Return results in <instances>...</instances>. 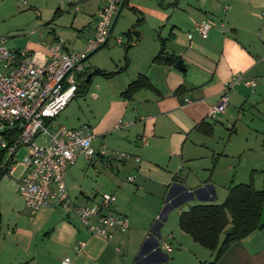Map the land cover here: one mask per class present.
I'll return each instance as SVG.
<instances>
[{"label": "crops", "instance_id": "0c3cea01", "mask_svg": "<svg viewBox=\"0 0 264 264\" xmlns=\"http://www.w3.org/2000/svg\"><path fill=\"white\" fill-rule=\"evenodd\" d=\"M95 1L87 0L82 11V27H90L91 34L96 12L104 2L98 0L94 4ZM58 3L53 17L72 9L66 4L65 8L61 7L62 3ZM126 4L138 9L143 14L142 21L147 24L144 26L146 34L138 28L130 29L138 36L137 42L141 37L147 36V30L153 41L148 49L141 52L140 58L138 50L131 55L129 66L135 70L136 75L128 77L130 81L127 78L119 81L116 90L111 93L105 90L97 97L104 106L103 116L106 118L102 120L105 122L95 126L94 135L98 145L125 152L129 158L122 159L115 155L106 160L104 156H97L96 159L104 167H113V159L118 163V170L126 171L127 178L134 176V180L129 182H135L136 179L139 182L145 181L154 190H160L161 195L163 192V197L180 186L198 192L193 199L183 196L178 198L176 205L167 212L166 221L159 224L156 216L164 209H161V195H158L161 197L159 204L152 207L151 211H141L145 216L140 218L134 216L137 210L131 204V199L127 201V191L122 194L124 182L119 179L107 182L109 190L105 192L116 197L113 210L127 218L129 227L125 232L114 230L113 239L106 241L92 235L72 212L55 207L41 208L32 214L16 193L9 196L0 190V264H60L65 256L71 258V264H139L138 259L144 254L148 258L142 264H208L214 259L215 254L210 250L208 253L198 250L189 258L182 251L173 255V249L166 259L165 245L172 246L170 239H175V234L184 238L181 233L185 232L179 226L184 206L188 205L190 208L198 203H213V200L208 199L210 191L215 194L216 199L220 197L222 203L230 186L245 183L243 180L236 181L235 166L232 164L226 168L227 180L219 178L220 170L217 167L222 155L213 149L212 136L216 123L220 122L228 128L230 119L236 113L240 115L246 104H264V0H164L159 5L151 0L145 6L126 0ZM15 11H21L18 0H0V24H4L8 15ZM36 15L40 16V12ZM202 21H207L210 25L206 37L197 29ZM29 26L32 28L26 48L39 50L41 47L38 39L45 37L41 32L42 27H38L36 23ZM49 31V35H54L45 40L51 42L56 38V29ZM3 32L10 31H0V37L7 39L8 37L1 36ZM157 32V38L154 35L152 37ZM160 38H168L165 58L176 57L182 61L184 69L176 68V62L153 60L161 48ZM138 43L135 49L145 47L144 43ZM132 44L129 46H133ZM139 74H144L154 89L143 88L132 99H125L121 92ZM236 74L254 80L255 85H236L228 92L225 109L211 112L219 103L226 84ZM180 87L183 89L177 92ZM109 113L111 118L108 117ZM119 120L132 123L125 128L116 129L114 126ZM84 124L87 123L81 125ZM201 124L209 132L199 128ZM142 138H145V142ZM224 155L228 157L227 153ZM75 163L76 161L67 169L66 186L68 174L70 180L75 176L70 173ZM260 165L258 163L250 168L259 170ZM137 186L141 185L137 183ZM67 188L70 196L69 186ZM100 192L102 191L82 190L79 201L77 196L71 199L78 205L98 202ZM4 218L10 223H7L3 231ZM261 219L264 222V205ZM177 229L181 232H177ZM154 235L159 237L164 254L153 251L156 247ZM184 240L186 244L190 241L188 238ZM81 241L85 242V246L77 251L75 247ZM217 264H264V229L255 230L232 242Z\"/></svg>", "mask_w": 264, "mask_h": 264}, {"label": "built area", "instance_id": "2783aa9c", "mask_svg": "<svg viewBox=\"0 0 264 264\" xmlns=\"http://www.w3.org/2000/svg\"><path fill=\"white\" fill-rule=\"evenodd\" d=\"M75 12H82L87 0H58ZM126 0H104L96 12L92 35L86 40L83 51L71 52L65 41L56 37L53 41L40 40L39 50L11 49L6 45V38L0 37V167L13 174L21 166L18 175V189L25 207L32 213L41 208L60 207L74 213L88 231L106 241L113 239V231H127V218L113 210L116 197L111 193H101L98 202L76 204L69 196L65 176L67 169L77 156L92 159L96 156H119L129 158L125 152L108 149L105 145L95 149L92 141L95 137L88 124L77 128L59 126L51 128L50 123L65 109L76 96L83 84L87 69L85 61L95 51L106 45L111 38L113 25ZM227 8V7H226ZM210 25L202 21L198 31L203 37L208 34ZM121 44L122 39L116 38ZM254 86V80L236 74L230 80L220 97L219 103L211 112H221L228 102V92L236 85ZM131 121L119 120L116 129L125 128ZM145 142V138L141 139ZM22 148L27 151L21 161L17 155ZM3 160L6 161L2 164ZM136 160H139L136 157ZM133 181L134 176H128ZM181 187V188H180ZM169 192L163 211L156 216V222L162 224L167 219V212L173 208L181 196L193 199L198 192L180 186ZM171 193V194H170ZM209 200L216 199L209 192ZM150 238V236H149ZM159 251L160 240L154 235ZM85 242H79L75 249L84 248ZM168 254L172 247L165 245ZM148 256L139 257L138 263H145ZM71 258L65 256L60 264H71Z\"/></svg>", "mask_w": 264, "mask_h": 264}, {"label": "rangeland", "instance_id": "374dc122", "mask_svg": "<svg viewBox=\"0 0 264 264\" xmlns=\"http://www.w3.org/2000/svg\"><path fill=\"white\" fill-rule=\"evenodd\" d=\"M25 1L28 3H25ZM128 1H134L136 4L145 6L149 5L151 0ZM153 1L157 5L164 2V0ZM58 2V0H18L21 11L10 13L4 24H0V31H10L8 33H1V36L8 37L6 39V45L11 49H25L30 41L29 31L32 26L30 27L29 25H31V23H33V25L36 23L38 27H42L41 32L45 35L44 38L40 37L38 39L39 41L45 40L46 37H53L54 34L49 35V30L55 28L56 37H60L65 41L69 51H83L86 40L92 35L89 29L90 27H82V12L75 14L73 9H70V11L64 10L56 17H53V13L59 6ZM96 2H98V0H96L94 4ZM61 7L65 8L66 5L62 4ZM37 12H40V16L36 15ZM142 16L143 14H140L138 9H132V7L127 4L124 5L113 27L111 38L108 43L93 52L85 61L87 74L97 69L116 73L120 71L121 73L119 72L113 77H105L101 74L93 75L86 92L84 94L77 93L76 96L71 99L65 109L51 121V128L59 126L78 127L82 123H90L92 131L95 133L96 124L99 125V123L105 122L102 121L103 119L106 120L103 116L104 106L98 101V95L105 92V90L111 93L114 89L116 90L119 81L134 76L136 72L129 66L131 55L134 51L137 52L138 50V57L140 58L141 52L148 49L153 41V39H150L151 33H149V30H147V36L141 37L139 43L137 42L138 36L134 32H132L130 36L127 34L130 29L135 28H138L139 31L146 34L144 26H147V24L143 21L138 22V19ZM158 34V32L156 34L154 33L152 37L155 36L157 38ZM32 38L36 39L35 37ZM116 38H121L122 43H117ZM131 43H133V46L128 47ZM137 43H141V45L144 43L145 47L135 49L137 48L136 46H138L136 45ZM128 80L130 81V79ZM241 112L240 115L236 113L235 117L230 119L228 128L221 125L220 122L216 123L214 128V135L212 136L213 149L222 155L217 167V169L220 170L218 172L219 178L221 180H227L228 175L226 168L229 164H232V166H235L234 173H236V176L234 175V178H236V181L243 180L245 183L251 182L256 188L261 189L264 188V104L258 106L246 104L243 106ZM108 117L111 118V114L110 116L108 115ZM92 145L95 149H98L99 145L96 136L93 139ZM26 151V148H22L16 159L21 161ZM225 153H227L228 157L224 155ZM96 157L87 160L83 156H78L76 163L71 167L70 173H74L75 176L71 178V180L70 174L67 176L70 198L77 196L79 201L81 199L80 192L82 190H86L87 192L100 190L102 191L100 193H104L109 190L106 185L107 182L119 179L120 182H124L122 194L127 191V201L131 199V204H133L137 210L134 216L137 215L143 218L145 215L141 214V211H151L152 207L155 208L156 204H159V198L163 197V192L161 195V192H159L160 190H154L151 188L152 186L147 185L145 181L139 182L138 179H136L135 182L127 181L126 171L124 169L118 170L116 168L118 164L116 161L111 159L113 167L110 165L104 167ZM104 158L106 160L107 158H111V156H104ZM5 163L6 161L3 160L2 164ZM258 163L261 164L259 170H251L253 168L250 167H254L258 165ZM261 169L263 170L261 171ZM20 170L21 166H19L18 170L13 174L6 172L5 175L0 178V190L9 196L15 195L16 193L17 196L23 200L20 192L17 190L18 184H16L15 180ZM229 179H231V177ZM137 183L141 186H137ZM158 195H161V197ZM166 198L167 194L165 197L161 198L163 199L161 209L165 206L164 202ZM213 203H220V197L214 199ZM3 217H6V215ZM7 223H10V221L4 218L2 222L3 231L6 229ZM176 231L181 232L180 229ZM181 234L190 241L186 244L184 238H179L173 233L175 239H170L171 247L174 250L173 255H175L176 252L182 251L184 255L188 254L189 258H192L194 256L193 253H197L198 250H202L206 253L209 252V250L205 249L199 243L192 241L193 239H191L188 234ZM194 247L197 248V250ZM186 249L188 251H186Z\"/></svg>", "mask_w": 264, "mask_h": 264}, {"label": "trees", "instance_id": "16d2710c", "mask_svg": "<svg viewBox=\"0 0 264 264\" xmlns=\"http://www.w3.org/2000/svg\"><path fill=\"white\" fill-rule=\"evenodd\" d=\"M140 21H142L141 18L138 19V22ZM132 32V30H129L127 34L130 36ZM167 40L168 38H160L161 48L153 59L155 62L171 63L177 61L174 56L170 59L165 58ZM95 74L113 77L116 72L97 69L93 75ZM91 79L92 77L89 81H86L85 78L77 93L84 94ZM143 88L154 89V86L144 74H139L121 92V95L125 99H132L134 94ZM182 89L183 87H180L177 92H181ZM203 124L199 128L209 132L208 129L202 127ZM209 129L211 130V127ZM5 173L6 169H1L0 178ZM263 205L264 188L257 189L252 183H239L229 187L227 196L222 203H198L190 206L189 211L180 214L179 226L195 242L215 254L214 259L208 264H217L221 255L232 242L244 238L255 230L264 229V222L261 219ZM230 228L233 232L224 237L225 231Z\"/></svg>", "mask_w": 264, "mask_h": 264}, {"label": "water", "instance_id": "95a60500", "mask_svg": "<svg viewBox=\"0 0 264 264\" xmlns=\"http://www.w3.org/2000/svg\"><path fill=\"white\" fill-rule=\"evenodd\" d=\"M167 58H170V56H166ZM175 67L176 68H178V69H184V66H183V63H182V61L181 60H177L176 61V63H175ZM95 71H93V72H90V73H88L87 75H86V81H89L90 80V78L93 76V73H94ZM187 211H189V206L188 205H186V206H184L183 208H182V210H181V213H183V212H187ZM233 232V230L230 228V229H228V230H226L225 231V233H224V237H227L229 234H231Z\"/></svg>", "mask_w": 264, "mask_h": 264}]
</instances>
